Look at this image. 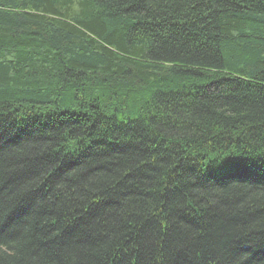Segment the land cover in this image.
I'll return each instance as SVG.
<instances>
[{
    "label": "trees",
    "instance_id": "trees-1",
    "mask_svg": "<svg viewBox=\"0 0 264 264\" xmlns=\"http://www.w3.org/2000/svg\"><path fill=\"white\" fill-rule=\"evenodd\" d=\"M0 264H264V0H0Z\"/></svg>",
    "mask_w": 264,
    "mask_h": 264
}]
</instances>
